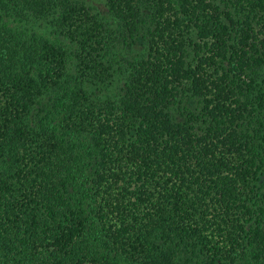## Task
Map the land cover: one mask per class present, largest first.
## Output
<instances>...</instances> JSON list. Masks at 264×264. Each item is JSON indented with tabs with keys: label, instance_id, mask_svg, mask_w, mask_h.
<instances>
[{
	"label": "trees",
	"instance_id": "1",
	"mask_svg": "<svg viewBox=\"0 0 264 264\" xmlns=\"http://www.w3.org/2000/svg\"><path fill=\"white\" fill-rule=\"evenodd\" d=\"M0 0V264H264V0Z\"/></svg>",
	"mask_w": 264,
	"mask_h": 264
},
{
	"label": "rangeland",
	"instance_id": "2",
	"mask_svg": "<svg viewBox=\"0 0 264 264\" xmlns=\"http://www.w3.org/2000/svg\"><path fill=\"white\" fill-rule=\"evenodd\" d=\"M96 4H97L100 8H103V1H101V0H97V1H96Z\"/></svg>",
	"mask_w": 264,
	"mask_h": 264
}]
</instances>
